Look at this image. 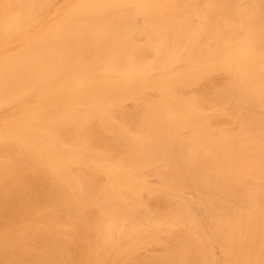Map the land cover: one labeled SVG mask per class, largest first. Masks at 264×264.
<instances>
[{
	"label": "bare ground",
	"instance_id": "bare-ground-1",
	"mask_svg": "<svg viewBox=\"0 0 264 264\" xmlns=\"http://www.w3.org/2000/svg\"><path fill=\"white\" fill-rule=\"evenodd\" d=\"M130 263L264 264V0H0V264Z\"/></svg>",
	"mask_w": 264,
	"mask_h": 264
},
{
	"label": "rangeland",
	"instance_id": "rangeland-1",
	"mask_svg": "<svg viewBox=\"0 0 264 264\" xmlns=\"http://www.w3.org/2000/svg\"><path fill=\"white\" fill-rule=\"evenodd\" d=\"M128 263H129V261H128ZM131 264V263H130Z\"/></svg>",
	"mask_w": 264,
	"mask_h": 264
}]
</instances>
